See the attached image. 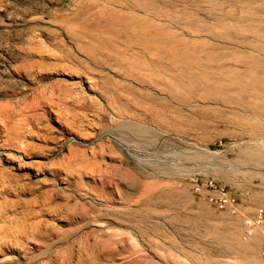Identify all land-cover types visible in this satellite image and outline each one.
I'll list each match as a JSON object with an SVG mask.
<instances>
[{
  "label": "rangeland",
  "instance_id": "rangeland-1",
  "mask_svg": "<svg viewBox=\"0 0 264 264\" xmlns=\"http://www.w3.org/2000/svg\"><path fill=\"white\" fill-rule=\"evenodd\" d=\"M156 58L175 89L150 97L130 70ZM251 59L264 0H0V264H263L264 221L245 220L264 202V129L236 103L260 92Z\"/></svg>",
  "mask_w": 264,
  "mask_h": 264
},
{
  "label": "bare ground",
  "instance_id": "bare-ground-1",
  "mask_svg": "<svg viewBox=\"0 0 264 264\" xmlns=\"http://www.w3.org/2000/svg\"><path fill=\"white\" fill-rule=\"evenodd\" d=\"M168 45V44H167ZM166 44H165V46H167ZM161 46V45H160ZM159 46V47H160ZM168 47L169 46H167V49H166V52H168ZM172 47V46H171ZM178 47V46H177ZM170 48V47H169ZM179 48V47H178ZM161 50V49H160ZM159 50V51H160ZM170 50H172V48L170 49ZM164 51H165V49H164ZM173 51H171V54H173L172 53ZM167 55V54H166ZM158 56V55H157ZM160 56V55H159ZM173 56V55H172ZM121 57V56H120ZM123 57H124V54H123ZM123 57H121V58H123ZM163 57V56H162ZM255 56H253V58H254ZM157 58H159V57H157ZM157 58L156 59H154V61H153V59H151L152 60V62H153V64L152 63H149L150 65H153V71H151L149 74H150V76L149 77H146L145 75H147L148 73L146 72V71H149V67H146V66H142V67H140L139 69L141 70V71H139V72H136L135 71V73L133 72L134 70L133 69H131L130 70V72H131V74H130V76L131 77H133L134 79H136V81L137 82H139L140 81V83H143L142 85H144L143 86V88L144 89H146L147 91H145V92H143V91H138V92H140V93H144L145 95H148V96H150V97H153L152 96V93L150 92L151 90L152 91H163V92H165V94H167V91L168 92H172L175 88H174V85H173V83H172V81H171V79L169 78V79H167L168 78V75L166 74L167 72L168 73H171L172 72V70H173V68H171V67H174V65L173 66H171L173 63H171L170 64V66L171 67H168V66H165V65H163L162 64V62H160V59H158L157 60ZM169 58H170V56H169ZM166 59V58H165ZM171 59H172V61H174L175 62V60L174 59H176V58H174V56L173 57H171ZM171 59H167V60H171ZM123 60V59H122ZM177 60V59H176ZM253 62H251V67L249 66H247V70L249 69V68H252V70L254 69V67L256 68V69H262V71H263V75H264V61H257L256 59H251ZM250 60V61H251ZM165 61V60H164ZM249 61V60H248ZM155 62V63H154ZM168 62V61H167ZM171 62V61H170ZM170 62H168V63H170ZM122 63V62H121ZM165 64V63H164ZM249 64V63H248ZM145 65V64H144ZM159 66L161 67V70H163L164 68H165V70H167V72L166 73H164V75H167V76H164V75H160V73L162 72L161 70H159L160 72L158 73L157 71H158V69L157 68H159ZM189 66V65H188ZM190 67H192V65H190ZM221 67V66H220ZM219 67V68H220ZM156 69V70H155ZM151 70H152V68H151ZM190 70V69H189ZM226 70V69H225ZM241 70V69H240ZM246 70V69H245ZM245 70H243V71H241V72H245V73H247ZM257 70V71H258ZM221 71H223V70H221ZM220 71V72H221ZM237 71V70H236ZM241 72H240V75L242 76V74H241ZM157 74V75H156ZM162 74V73H161ZM220 74V73H219ZM248 74V73H247ZM151 75H156L155 77H151ZM173 76V75H172ZM192 76L195 78V75L192 73ZM217 76V75H216ZM158 77V78H157ZM167 77V78H166ZM261 78H263V77H261ZM238 79V78H237ZM236 79V80H237ZM210 80V79H209ZM212 80V79H211ZM216 79H213L212 81V83H215V82H217L218 83V81L216 80ZM218 80H221V78L219 79L218 78ZM239 80H240V78H239ZM222 81V80H221ZM235 81V80H234ZM238 81V80H237ZM237 81H235V82H237ZM210 82V81H209ZM234 82V83H235ZM240 84L238 85V86H236L235 87V89H238V90H240L241 92H243L242 91V84H241V82H243V81H238ZM237 82V83H238ZM247 82V81H246ZM262 81L259 79V77L258 76H255V77H253L252 76V79H251V84L252 85H255L256 86V88L257 87H260L259 88V91L261 92H259V94H256L257 96H254V98H257L256 100L254 99V101H246V102H239V101H237L236 103H237V105H240V104H242V106H241V109L243 110H245V109H249L248 111L247 110H245V112H241V113H244V115H246V117L245 118H241V119H238L239 120V122L241 121L243 124H245L246 125V128L247 127H249L251 130H252V132L254 131V133L256 134H259L260 133V131H262L263 129H264V125H263V122L262 123H258V122H251V119L252 118H257V119H261V121H262V117L260 118V114H258L257 113V111L255 112V108L256 109H261L263 112H264V80H263V83H261ZM199 83V82H198ZM230 83V82H229ZM229 83H228V85H229ZM234 83H230L231 85H229V86H234ZM222 84H224V83H222ZM226 84V83H225ZM210 85H213L212 87H215V85L216 84H210ZM210 85H209V87H210ZM222 87H224L223 85H221ZM226 86H227V84H226ZM212 87H211V89H212ZM143 89V90H144ZM220 89V88H219ZM224 89V88H223ZM223 89H221V90H223ZM234 89V88H233ZM214 90V89H213ZM235 91V90H234ZM174 92V91H173ZM237 92V91H236ZM243 94V93H242ZM253 95V94H252ZM246 97V96H245ZM228 99V98H227ZM227 101V100H226ZM229 103V102H228ZM243 107V108H242ZM260 115L259 117H258V115ZM238 115V114H237ZM240 115V114H239ZM238 115V116H239ZM262 116H263V114H262ZM264 120V119H263ZM232 122H234V121H232ZM236 122H238V121H236ZM238 122V123H239ZM253 149V148H252ZM252 151V150H251ZM245 152V151H244ZM248 152V151H247ZM253 152V151H252ZM254 152H258V151H254ZM249 153V152H248ZM248 153H246L247 155H248ZM255 154V153H254ZM258 154H259V152H258ZM258 154H255V155H258ZM250 155V154H249ZM254 155V156H255ZM253 156V157H254ZM259 156V155H258ZM242 244V243H241ZM245 244V243H244ZM247 244V246H246V248L247 249H243V250H248L249 248H250V246L251 245H249L248 244V242L246 243ZM245 252H247V251H245Z\"/></svg>",
  "mask_w": 264,
  "mask_h": 264
},
{
  "label": "built area",
  "instance_id": "built-area-1",
  "mask_svg": "<svg viewBox=\"0 0 264 264\" xmlns=\"http://www.w3.org/2000/svg\"><path fill=\"white\" fill-rule=\"evenodd\" d=\"M194 190L201 194L205 192L207 200L218 210H226L231 214H237L240 211V202L238 197L230 189L226 188L225 185L217 183L212 178H205L201 180L200 177L196 176L193 179ZM264 221V208L259 207L253 213L250 218L245 220V226L248 229V232L252 227L260 225ZM260 257L262 263L264 264V236L261 239L260 244Z\"/></svg>",
  "mask_w": 264,
  "mask_h": 264
},
{
  "label": "crops",
  "instance_id": "crops-1",
  "mask_svg": "<svg viewBox=\"0 0 264 264\" xmlns=\"http://www.w3.org/2000/svg\"><path fill=\"white\" fill-rule=\"evenodd\" d=\"M248 207H255V209L257 207H263L264 208V202L262 204H259L257 202H250L249 204H247Z\"/></svg>",
  "mask_w": 264,
  "mask_h": 264
}]
</instances>
